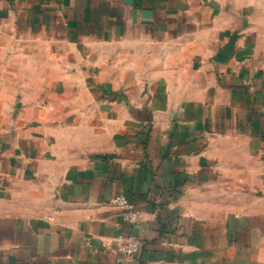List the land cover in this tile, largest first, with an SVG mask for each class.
I'll list each match as a JSON object with an SVG mask.
<instances>
[{
  "label": "crops",
  "instance_id": "crops-1",
  "mask_svg": "<svg viewBox=\"0 0 264 264\" xmlns=\"http://www.w3.org/2000/svg\"><path fill=\"white\" fill-rule=\"evenodd\" d=\"M0 264H264V0H0Z\"/></svg>",
  "mask_w": 264,
  "mask_h": 264
},
{
  "label": "built area",
  "instance_id": "built-area-1",
  "mask_svg": "<svg viewBox=\"0 0 264 264\" xmlns=\"http://www.w3.org/2000/svg\"><path fill=\"white\" fill-rule=\"evenodd\" d=\"M110 203L122 210L123 218L130 224L141 222L143 213L136 210L125 195H115L110 199ZM142 243L133 236L119 237L117 241V251L126 257H133L141 249Z\"/></svg>",
  "mask_w": 264,
  "mask_h": 264
},
{
  "label": "rangeland",
  "instance_id": "rangeland-1",
  "mask_svg": "<svg viewBox=\"0 0 264 264\" xmlns=\"http://www.w3.org/2000/svg\"><path fill=\"white\" fill-rule=\"evenodd\" d=\"M118 195H121V194H118ZM122 195H125V194H122Z\"/></svg>",
  "mask_w": 264,
  "mask_h": 264
}]
</instances>
